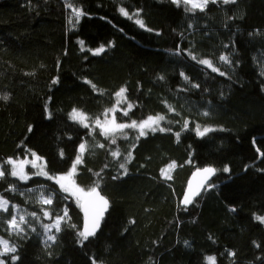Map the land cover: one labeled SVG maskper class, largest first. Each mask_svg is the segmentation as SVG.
I'll list each match as a JSON object with an SVG mask.
<instances>
[{
    "label": "trees",
    "instance_id": "obj_1",
    "mask_svg": "<svg viewBox=\"0 0 264 264\" xmlns=\"http://www.w3.org/2000/svg\"><path fill=\"white\" fill-rule=\"evenodd\" d=\"M70 2L85 13L78 23L73 17L74 26L66 0H0V96L9 97L0 99V161L31 157V150L50 175H60L85 143L74 179L85 189L98 181L111 208L100 232L81 245L83 213L68 196L76 228L62 232L63 245L51 256L37 234L10 235L0 222V237L17 247L2 257L5 264H13L11 255L18 257L14 264H206L207 256L216 264H264V223L255 219L264 217V0H210L195 13L171 0ZM121 7L138 17L122 15ZM101 45L105 51L94 55ZM221 55L232 63L219 61ZM121 87L127 100L119 107H133L128 116L116 112L118 123L159 114L171 131L137 140L138 131L127 129L116 144L100 134L94 118L104 119ZM74 108L88 114L89 128L69 119ZM196 125L215 130L200 137ZM172 162L167 179L161 169ZM207 166L217 169L213 186L192 207H181L190 176ZM9 169L0 195L24 205L9 190ZM35 172L28 167L31 178L19 189L59 191Z\"/></svg>",
    "mask_w": 264,
    "mask_h": 264
},
{
    "label": "snow or ice",
    "instance_id": "obj_2",
    "mask_svg": "<svg viewBox=\"0 0 264 264\" xmlns=\"http://www.w3.org/2000/svg\"><path fill=\"white\" fill-rule=\"evenodd\" d=\"M171 2L178 7L181 5L184 6V11L186 13L191 12L195 13L197 10L200 12H204L207 8L210 0H171ZM212 3H216L217 0H211ZM223 4H229V3H236L237 0H221ZM67 7L72 10V14L69 17V25H73V17L75 18V21L78 23L80 18L85 15V13L82 11V9L74 7L70 0H66ZM119 12L128 17L129 19L133 18V15L137 16L139 13H135L133 15H130L125 8L121 7L119 9ZM231 19V18H230ZM135 23L138 24L141 28H145V24L143 20L137 18L135 19ZM150 30V29H149ZM105 51V47L101 45L99 48H97L93 54L99 55L100 53ZM189 55L191 56L192 60L197 61L201 65H205L208 68H211L213 72H218L220 75H225L224 72L220 71L219 68L215 67L213 65V62L209 59H200L196 55L189 52ZM219 61L227 64H231L232 61L230 60L228 55H221L219 57ZM183 75V73H181ZM261 75H264V69L261 70ZM163 79V77H161ZM185 79H188L185 77ZM56 81H53L55 83ZM88 83H91L88 81ZM93 89L95 90V85H92ZM193 87H199V85H193ZM126 88L121 87L117 92H115V102L114 106L111 108H108L104 111L102 114L104 119L103 121L100 119L99 116L94 118V124L97 128L100 129V134H102L106 139L111 138V143L116 144V137L118 134L123 135L125 139H127V133L124 132L125 129H133L138 131V135L136 136V139L139 140L141 137H145L151 133H155L157 131L165 132V131H171V128H165L160 126V122L165 120L164 115H149L146 119L141 120L139 123L135 120H132L130 123H118L115 113L117 111H122L123 116H128L129 111L132 109L133 105L131 103H127L126 109H121L119 106L122 103H126ZM8 96H0V99L8 100ZM168 110L174 111V109L168 105ZM109 113H112V118L109 119ZM203 115L207 116L209 115L208 112H204ZM69 119L72 121L80 124L84 128H89V121L90 117L88 114L84 113L81 110L78 109H72V111L69 113ZM169 123H171L169 121ZM183 128H188V121L185 120ZM215 129L210 127H203L201 130L200 125H196L195 132L196 135L203 137L207 133L214 131ZM31 131V129H29ZM177 140H179L180 133H175ZM98 147L103 148L104 144L97 145ZM80 148V154L76 155L74 161L72 162L70 166V170L67 171L64 174L60 175H50L48 171H46V164H38V161H42L43 158L37 155L34 151H30V155L33 157L32 160L28 159H13L8 158L4 164L9 165L10 169L8 170V175L11 177H16L20 181H27L31 177L30 175L25 171V168L27 165H31L32 168L37 169L33 175L37 176H44L48 180H54L55 183L59 186V191L63 193L70 194L71 196L75 197V202L81 212L83 213V226L82 230H77L76 235L79 238L78 242L83 245L84 241H87L89 237L95 236L96 231L100 227V223L104 217L105 212L108 210L109 207V201L108 199L101 194V192L98 190L100 188V183L97 181L92 186L85 189L84 187L79 186L74 177L77 172V166L80 165L82 161V156L84 151L86 150V144L81 143L79 145ZM259 152V149H257ZM111 155L114 158H119L121 153L119 150H115L111 152ZM261 155H264V153H261ZM61 156H63V152H61ZM126 162H131L132 154L131 152L128 153V155L124 158ZM119 167L124 169L125 174H127V167L126 163H120ZM176 167L175 162L170 163L167 166V169H161V175L165 176L167 179H171V176L168 175L169 169H174ZM217 169L211 166H207L204 168H198L193 173V178L200 177L199 182L196 184L195 188H193V184L191 181L188 183V189L184 194L182 203L184 205L191 204L193 202V199L195 196L200 194V189L204 187V185L207 183V181L211 178V176L215 175ZM224 172H228L229 169L225 167L223 169ZM97 175H99L97 173ZM5 178V170L3 165H0V179ZM213 185H208V187H212ZM10 191H16V186L13 184L9 188ZM28 192L34 191L33 189H28ZM21 195H24V193H20ZM67 197H65L66 199ZM38 202L42 205H51L53 203V195L49 194L45 196L43 193L40 194ZM9 205L10 201L4 198L2 195H0V212L7 213L9 211ZM11 208L13 209V214H11L10 218L6 220L9 234L15 233L18 236H22V234L25 232L24 227H22L23 224L27 223V220L25 218V215L19 214V206L12 204ZM235 209H232L234 211ZM33 218H38L37 214L35 212L30 213ZM43 215L45 217H48L51 219V214L44 210ZM18 217V218H17ZM66 219H70L68 217V210L65 208L63 211V215L56 216L54 219V222L51 224H42L43 229L45 230V234H48L52 231V229H55L56 233H59L61 231V225L63 222L66 221ZM255 219L259 221L260 223H264V217L262 216H256ZM72 228H76V225H70ZM32 231H35V228L32 229ZM56 236L55 235H47V241L55 242ZM46 241V243H47ZM185 244L187 245L188 242L185 241ZM258 246V245H257ZM17 252V247L15 244L10 243L9 240L4 239L3 237H0V257H3L8 254H13ZM231 255H235V253H231ZM11 261L14 262L18 259L17 256L11 255L10 256ZM206 264H216V258L214 256H207L205 257ZM0 264H5V261L3 259H0ZM92 264H97L95 260H93Z\"/></svg>",
    "mask_w": 264,
    "mask_h": 264
},
{
    "label": "rangeland",
    "instance_id": "obj_3",
    "mask_svg": "<svg viewBox=\"0 0 264 264\" xmlns=\"http://www.w3.org/2000/svg\"><path fill=\"white\" fill-rule=\"evenodd\" d=\"M112 115H113L112 113H109L108 118L111 119ZM115 115H116V113H115ZM162 122L163 121L160 122V126L162 125ZM125 130H127V129H125ZM25 159L32 160L33 157L29 156ZM37 163L45 165L44 159L42 161H38ZM0 165H3L4 170H5V178L0 179V181H3V180H6V164H4L3 162L0 161ZM28 167H31V165L29 164L26 166L25 171L27 173H28ZM36 171H37V169H36ZM21 182H23V181H20L18 178L13 177L12 181L9 182V186H11L13 184L16 186L17 190L13 191V192L16 193L17 198H19V199H21V201H23L24 205H19V204H16L15 202L10 201L9 211L7 213L0 212V222L3 225V227L8 230L6 220L10 218L11 214H13V209L11 208V205L12 204L18 205L19 206L18 216L20 214L25 215V218L27 220V223L22 225V227H24V229H25V232L20 237L27 238L30 233L37 234L41 238V241L44 245V250H45L46 254L49 256L54 255L59 251V249L63 245L61 242L62 232L67 228H72L70 225H73L71 214H70V211L68 208V202H69L68 196H71V195L67 194V193H63V192L55 190V189H52V188H49V187H44V186L39 187V188H33L34 191L28 192L27 190L19 189V184ZM20 193H24V195H21ZM41 193H43L45 196L52 194L53 195V203L51 205L40 204L38 202V200H39ZM65 197H67V198L65 199ZM71 197L75 201V197H73V196H71ZM35 204H39L43 207L44 210H47L51 214V219L48 217H45L43 214H40L38 212V210L31 207L32 205H35ZM65 208L68 210V217H70V219H66V221L62 223L61 231L59 233H56L55 229H52V231L50 233L45 234V230L43 229L42 224L53 223L56 216L63 215V211ZM33 212H35L37 214L38 218H33L31 215H29L30 213H33ZM33 228H35V231H32ZM13 234L16 235L15 233H13ZM47 235H55L56 236L55 242L47 241ZM46 241H47V243H46ZM0 259H2V257H0Z\"/></svg>",
    "mask_w": 264,
    "mask_h": 264
},
{
    "label": "water",
    "instance_id": "obj_4",
    "mask_svg": "<svg viewBox=\"0 0 264 264\" xmlns=\"http://www.w3.org/2000/svg\"><path fill=\"white\" fill-rule=\"evenodd\" d=\"M195 171H196V170H195ZM195 171H194V172H195ZM194 172H193V173H194ZM193 173H192V175L190 176V178H189V180H188V182H187V186H186V189H185V191H184V194H185V192H186L187 189H188V183H189V181L192 182V184H193V188H195L196 184H197V183L199 182V180H200V177H196V178L194 179V178H193ZM216 175H217V171H216L215 175L211 176V178L207 181V183L204 185V187L200 189V194L194 197L193 202H192L191 204L184 205V204L182 203V200H183V198H182V200H181V207H183V208H190V207H192V206L196 203L197 200H199L200 198H202V196H203L207 191H209V190L211 189V187H208V185H211V183L213 182V180H214V178L216 177ZM98 190L101 192L100 189H98ZM101 194H102V192H101ZM102 195H103V194H102ZM103 196H104V195H103ZM105 197H106V196H105ZM183 197H184V195H183ZM106 198H107V197H106ZM107 199H108V198H107ZM108 201H109V199H108ZM110 208H111V203H110V201H109V207H108V210H107V211L105 212V214H104V217H103V219H102V221H101V223H100V227H99V229L96 231V235L100 232V230H101V228H102V225H103V222H104L105 218L107 217V215H108V213H109V211H110ZM82 226H83V223H82ZM96 235H95V236H96ZM95 236L89 237V239L94 238Z\"/></svg>",
    "mask_w": 264,
    "mask_h": 264
}]
</instances>
